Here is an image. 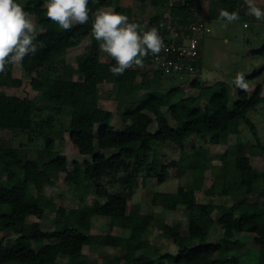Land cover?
I'll return each mask as SVG.
<instances>
[{
    "label": "trees",
    "instance_id": "obj_1",
    "mask_svg": "<svg viewBox=\"0 0 264 264\" xmlns=\"http://www.w3.org/2000/svg\"><path fill=\"white\" fill-rule=\"evenodd\" d=\"M120 1L89 0L88 23L66 32L48 19V0H16L36 18L38 50L22 63L9 65L6 75L0 74V133L25 137L17 145L0 139V264H92L84 248L93 245L104 249V264H220L221 260L240 264L248 242L257 249L258 264H264V197L261 201L247 199L250 194H264V168L251 163L252 155H263L264 144L248 117L249 111L264 104L261 84L251 94L238 88L233 98L230 83L225 81L203 85L196 77L190 82L202 66L201 33L190 25L198 18L203 23L221 19L226 0H205L200 17L195 16L200 0H133L139 1L141 11L146 2L154 7L153 14L141 18L134 7H123ZM236 3L233 0L223 8L239 13L246 6L243 0ZM105 9L125 14L130 22L147 24L149 29L156 27L163 41L175 43V54L170 57L190 66L165 69L150 54L142 67L114 76L109 69L115 60L100 50L92 35L94 14ZM190 36L197 39V53L187 59L177 47L188 46ZM86 40L85 50L67 55L70 48ZM257 51L264 54V45ZM16 66L30 77L36 96L3 90L21 84L20 77L13 76ZM254 71L249 79L261 69ZM102 83H109L106 95L123 111V126L113 125L112 109L101 102ZM183 83L195 91L186 92ZM37 96L44 102L39 104ZM196 99L200 103L193 104ZM63 113L69 115L67 123L61 119ZM240 120L256 140L245 153L240 140L228 143L230 133H238ZM197 138L215 149L226 145L223 152H216L220 173L205 193L229 195L231 204L214 203L211 198L197 200L196 191L206 186L204 165L209 154L206 144L196 145ZM66 139L84 156L82 164L75 160L69 168L63 147ZM162 145H176L182 154L177 159L158 156L154 148ZM188 172L194 176L192 185L179 184L174 191L155 187L144 209L129 202L136 177L143 184L147 180L156 184L171 173ZM60 173L78 196V203L68 209L45 192ZM113 186L118 188L109 190ZM89 194L94 196L92 202L86 200ZM180 206L187 214L185 232L177 230L178 225H162L175 241L176 252L148 243L152 208L175 210ZM47 208L54 216L52 229L43 230L38 220L27 222L29 216H44ZM213 211H218L214 218ZM93 217L105 218L109 227H118L121 233H91ZM213 223L223 227L216 242L208 240Z\"/></svg>",
    "mask_w": 264,
    "mask_h": 264
},
{
    "label": "rangeland",
    "instance_id": "obj_2",
    "mask_svg": "<svg viewBox=\"0 0 264 264\" xmlns=\"http://www.w3.org/2000/svg\"><path fill=\"white\" fill-rule=\"evenodd\" d=\"M241 0H237L240 3ZM205 0H200V6L195 9V16L200 17L202 14V4L204 5ZM236 3V4H238ZM245 4V0H243ZM139 1L133 0H121L120 5L123 7H134L135 15L139 18L151 15L154 13V7L150 5L149 2H146L141 11L139 8ZM221 3L219 2V5ZM233 4V0H226V3L223 5L229 6ZM256 4L261 8L262 4H264V0H256ZM223 10H227L229 12H233L232 9L223 8ZM264 8V7H263ZM261 8V9H263ZM221 9V10H222ZM105 11H112V9H105ZM248 8L247 5L239 10L240 19L234 21L232 23H228L223 19H212L206 20L210 31L206 34L201 35L200 48L202 53V66L198 71L194 72L191 75L190 82L198 77L201 79V83L203 85H212L215 84L216 81H225L229 84V88L231 90V95L235 98L236 92H238V88H241L235 84V80L238 74H242L244 80L247 84L246 91L248 94H251L257 86V83L261 84V93L264 95V54H260L257 49L262 48L264 45V21L257 20L254 16L247 15ZM35 25L36 18L34 15L30 16ZM205 18V17H204ZM197 21H201L198 18ZM246 22V28L242 27V23ZM231 35H236L235 39L230 37ZM229 38V39H228ZM249 39L250 45L247 44V40ZM88 43V40L82 43L80 47L70 48L67 52V55L72 56L79 52L85 50V47ZM249 48H252L249 50ZM258 53H257V52ZM260 70L259 73L254 75L253 80L249 79V75L255 73L254 70ZM14 77H20L21 84L19 86L13 85L7 87L5 90L7 93H18L21 96L34 97L37 94V91L30 86L29 76L24 74L20 67L16 66V69L13 73ZM182 88L186 92H194L195 88L191 87L189 83H183ZM232 86V87H231ZM109 87V83L100 84L101 89V102L105 107L112 109L113 119L112 123L115 127L123 126L124 122L121 119L122 110H118L116 108V101L114 98H109L106 95V89ZM229 90V92H230ZM234 92V93H233ZM115 94V92H112ZM38 98V96H37ZM207 100V96L205 97ZM44 100L42 98H38V103H43ZM200 103V100L196 99L193 101V104ZM162 110L168 114L169 109L166 106L162 107ZM146 112L151 114L147 109ZM153 115V114H151ZM248 117L255 123L258 128L259 136L264 144V104L259 105L257 108L248 112ZM62 121L67 123L69 121V115L63 113L61 115ZM238 133L231 132L228 136V143H235L238 140L241 141V152L245 153L252 143H256L254 136L252 135L250 128L247 124L240 120L238 122ZM153 130V129H152ZM0 139H7V142L13 145H17L21 139L25 140V137H12L9 132L0 133ZM201 139H195V143L205 145L206 143L200 141ZM208 147V157L206 159L204 165L205 172V181L206 186H202L201 189L196 191L197 200L199 202H207L209 198L213 200L214 203H232V197L229 195H220L215 192L212 197L208 196V193H205V188L212 184L215 179V175L220 173V160L216 155V152H223L226 148L225 144L219 145L216 149L212 145L206 144ZM65 152L67 153L68 166L69 168L73 167V161L77 160L80 164H82L84 156L77 152L76 149L72 147L68 139L64 141L63 145ZM154 153L158 156H165L166 158L177 159L180 154H182L181 150L179 151V147L173 145L172 147L165 148L162 146H157L154 148ZM189 149V144L185 145V150ZM31 157L34 156L32 151L29 152ZM149 158H152V154L149 153ZM251 163L255 165H259L264 168V153L263 155H252ZM194 176L191 172L176 174L171 173L169 177L162 181L161 183H154L152 180H147L144 184L142 183L141 178L138 176L134 179V182L131 186V194L129 197V202L137 203L140 209H144L148 204L152 196L153 188L156 187L157 190L160 191H169L175 190L177 185L182 184L185 186H189L193 184ZM105 180V179H104ZM204 183V182H203ZM221 184L217 183V187ZM117 187H110L109 190L117 189ZM45 192L47 195L53 198L54 201H57L61 205H63L66 209L75 206L78 203V196L72 191V188L66 184L64 181V173H60L59 176L54 180V183L51 186H47L45 188ZM62 193L63 195H59ZM264 194H250L247 196V199L250 201H261L263 200ZM94 196L89 194L86 196V200L88 202H92ZM104 199H100L102 202ZM218 212V211H217ZM216 211L212 212L213 218L216 216ZM34 220L40 221L41 228L43 230H50L54 225V216L53 212H50L49 209H46L44 216L38 218L36 216H29L27 222H32ZM187 222V214L184 206H180L175 210H168L162 208H152V226H150V232L148 233V243L152 245H162L163 251L168 250L171 252H176L177 246L175 241H173L172 236H167V233L164 232V228L162 225L164 223L168 225H178L179 228L177 230L181 232H185ZM91 233H106L111 232L113 234L119 235L121 231L118 227H109L107 220L102 217H93L91 220V227L89 230ZM223 234V227L217 223L210 224V228L208 231V240L211 242H216ZM250 249V250H249ZM84 250L88 252L89 260L93 264H104L105 252L103 248H98V246H85ZM257 253V249L252 242H248V246L246 250H244L241 254L242 262L240 264H258L255 259V254ZM220 264H228L225 260H221ZM234 264V263H233Z\"/></svg>",
    "mask_w": 264,
    "mask_h": 264
},
{
    "label": "clouds",
    "instance_id": "obj_3",
    "mask_svg": "<svg viewBox=\"0 0 264 264\" xmlns=\"http://www.w3.org/2000/svg\"><path fill=\"white\" fill-rule=\"evenodd\" d=\"M245 3L247 15L264 21V9L257 6L256 0H245ZM46 9L48 19L66 32L90 19L89 0H48ZM219 17L228 23L240 19L239 13L223 9ZM206 25L209 27L207 22ZM243 25L246 27V22ZM209 31L210 27L204 34ZM92 35L99 42L100 50L115 60V66L109 69L114 76L142 67L148 55H157L164 47L156 27L149 29L147 24L130 22L127 15L115 11L100 10L94 14ZM37 36L33 19L16 0H0V74L6 75L9 65L20 64L25 57L36 54ZM234 82L241 88L248 87L242 74Z\"/></svg>",
    "mask_w": 264,
    "mask_h": 264
},
{
    "label": "built area",
    "instance_id": "obj_4",
    "mask_svg": "<svg viewBox=\"0 0 264 264\" xmlns=\"http://www.w3.org/2000/svg\"><path fill=\"white\" fill-rule=\"evenodd\" d=\"M191 30L193 31H199L201 34H204L206 31L209 30V27L206 25V23H203L201 21H198L196 23H193L190 25ZM164 43V47L163 49L160 51L159 54L157 55H153L152 59L158 63L161 64L165 69H181L184 66L185 67H189L190 64L189 63H185L183 61H177L174 60L173 57H170V54H172L174 56L175 54V43L171 42V43H167L165 41H163ZM189 45L188 46H180L177 47L178 50H180L182 53L186 54V58L190 59L193 58V56L197 53V49H196V43H197V39L194 36H190V41L188 42Z\"/></svg>",
    "mask_w": 264,
    "mask_h": 264
},
{
    "label": "crops",
    "instance_id": "obj_5",
    "mask_svg": "<svg viewBox=\"0 0 264 264\" xmlns=\"http://www.w3.org/2000/svg\"><path fill=\"white\" fill-rule=\"evenodd\" d=\"M243 24H244V21H243V23H242V27H245ZM245 28H246V27H245ZM230 37H232V38L235 39L236 35H234V36L231 35ZM228 39H229V38H228ZM247 41H248L247 44L250 45L249 39H248ZM250 49H252V48H249V50H250ZM250 51H252V50H250Z\"/></svg>",
    "mask_w": 264,
    "mask_h": 264
}]
</instances>
